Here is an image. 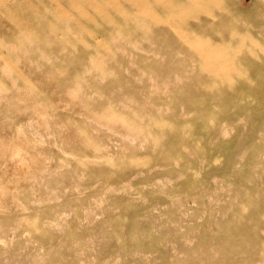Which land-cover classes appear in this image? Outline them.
Segmentation results:
<instances>
[{
    "label": "rangeland",
    "instance_id": "1",
    "mask_svg": "<svg viewBox=\"0 0 264 264\" xmlns=\"http://www.w3.org/2000/svg\"><path fill=\"white\" fill-rule=\"evenodd\" d=\"M0 264H264V0H0Z\"/></svg>",
    "mask_w": 264,
    "mask_h": 264
}]
</instances>
